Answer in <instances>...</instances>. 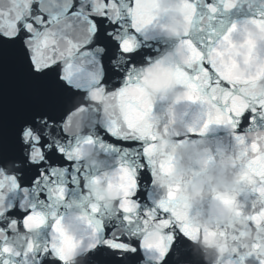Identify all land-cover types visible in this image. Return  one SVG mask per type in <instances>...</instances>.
Returning a JSON list of instances; mask_svg holds the SVG:
<instances>
[{"label": "snow or ice", "instance_id": "snow-or-ice-1", "mask_svg": "<svg viewBox=\"0 0 264 264\" xmlns=\"http://www.w3.org/2000/svg\"><path fill=\"white\" fill-rule=\"evenodd\" d=\"M244 4L25 3L17 34L0 41V264H183L189 242L234 257L248 248L228 264H264V206L217 194L212 223H200L179 184L155 192L162 108L173 123L191 114L193 135L227 132L244 149L240 181L264 201V35L244 27L264 25V4L241 20ZM6 65L20 81L7 117ZM247 228L256 235L242 245Z\"/></svg>", "mask_w": 264, "mask_h": 264}, {"label": "clouds", "instance_id": "clouds-1", "mask_svg": "<svg viewBox=\"0 0 264 264\" xmlns=\"http://www.w3.org/2000/svg\"><path fill=\"white\" fill-rule=\"evenodd\" d=\"M33 0H0V38L13 39L23 23V16H27L25 3L31 4ZM256 7L264 4V0H245L243 9L239 12L241 20L251 15L248 5ZM14 26V27H13ZM244 27L252 32L259 28L264 35V25L248 23ZM11 33V35H10ZM164 51L163 42L159 45ZM257 72L264 73V65L257 68ZM159 139L156 141L154 160L157 162V172L163 186L155 189L157 196L166 194L168 185H180L178 199L183 201L187 196L193 205V215L200 223L211 224L209 213L218 211L220 204L217 194L231 193L239 197V205L247 208L249 212L264 206V201L259 197L250 196L249 188L240 181V172L244 149L236 144L223 129L213 128L205 135H193L188 132L189 124L197 126L194 117L178 115L175 123L168 114L158 108ZM167 128V132H165ZM97 153H92L90 160L96 159ZM103 159V157H100ZM19 165V161L15 162ZM163 166V169L161 168ZM150 176V175H149ZM143 179V176L140 177ZM148 189L152 188L151 176ZM142 203H147L141 199ZM249 235L241 240L242 245H250L256 232L252 228L245 229ZM11 242L23 246V239L12 238ZM235 247L229 241V248ZM188 251L191 259L183 264H228L229 261L238 259L240 254L249 251L242 247L240 252L233 256L231 250L221 254L216 248H204L200 243L189 242ZM143 264V261H141ZM245 264H257L255 255L248 256Z\"/></svg>", "mask_w": 264, "mask_h": 264}, {"label": "water", "instance_id": "water-1", "mask_svg": "<svg viewBox=\"0 0 264 264\" xmlns=\"http://www.w3.org/2000/svg\"><path fill=\"white\" fill-rule=\"evenodd\" d=\"M3 39L0 38V41ZM20 98V81L19 74L14 66H5L4 70V78H3V104L6 117L12 112L16 104L19 102ZM142 185L150 183V176H147L145 179L141 180ZM141 192L143 195L141 199H146L147 196V188H141ZM183 260L191 259V255L189 252L182 253Z\"/></svg>", "mask_w": 264, "mask_h": 264}]
</instances>
